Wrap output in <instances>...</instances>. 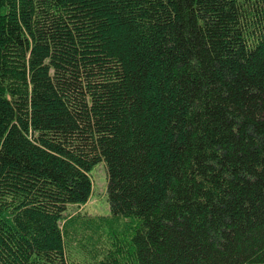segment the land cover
I'll use <instances>...</instances> for the list:
<instances>
[{
	"label": "trees",
	"instance_id": "1",
	"mask_svg": "<svg viewBox=\"0 0 264 264\" xmlns=\"http://www.w3.org/2000/svg\"><path fill=\"white\" fill-rule=\"evenodd\" d=\"M0 264H264V0H0Z\"/></svg>",
	"mask_w": 264,
	"mask_h": 264
},
{
	"label": "rangeland",
	"instance_id": "2",
	"mask_svg": "<svg viewBox=\"0 0 264 264\" xmlns=\"http://www.w3.org/2000/svg\"><path fill=\"white\" fill-rule=\"evenodd\" d=\"M89 175L93 184V192L89 202L81 207L77 205H69L67 213L73 215L78 213V211H81L82 214H86L87 216L91 215L95 218H98L99 216H110L111 210L108 199V175L105 162H101L95 166ZM77 254L78 251L76 250L75 256ZM78 259H81V254L78 255Z\"/></svg>",
	"mask_w": 264,
	"mask_h": 264
}]
</instances>
